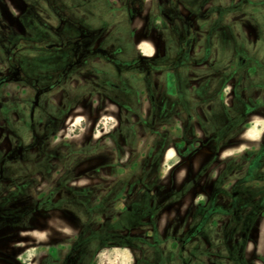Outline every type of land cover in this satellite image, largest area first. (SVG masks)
I'll return each mask as SVG.
<instances>
[{"label":"rangeland","instance_id":"374dc122","mask_svg":"<svg viewBox=\"0 0 264 264\" xmlns=\"http://www.w3.org/2000/svg\"><path fill=\"white\" fill-rule=\"evenodd\" d=\"M52 1L0 0V77L8 71L7 63L17 61L40 86L51 89L36 105L30 84L8 81L0 85V159L5 154L22 157L10 164L0 179V264H58L61 251L70 248L66 240L79 236L80 220L85 222L83 210L36 211L35 187L43 188L49 176L54 179L60 175L59 170L49 173L46 162L39 170L38 158L67 165V170L61 171H67L68 181L78 178V185L95 184L97 179L82 177L86 169L92 173L98 166L106 179L120 176L116 184L119 190L122 186H142L137 179L141 168L130 171L140 165L146 166V186L152 191H163L162 186L179 187L183 181L190 187L186 197L162 215L159 209H150L142 222L127 211L118 224L105 225L106 231H115L120 244L145 248L149 243L141 242L140 236L156 232L152 228L158 217L160 233L172 237L182 234L185 226L190 234L197 218L206 217L200 223V239L206 245L212 243V254L220 256L231 250L235 261L228 264H264V181L256 176V167L245 165L264 133V0H134V19L126 13L129 0H66L63 13L69 22L64 26L65 34L77 37L75 22L91 27L96 32L81 43L89 49L99 46L106 53L88 56L79 66L89 67L86 77L68 76L59 82V65L52 71L42 65L37 73L33 59L38 54L32 46L35 41L42 47L59 41L47 29L58 24L51 12ZM17 39H24V48L21 43L10 58L11 45ZM1 41L8 43V48L1 46ZM51 52L54 57L66 58L69 50ZM138 55L149 60L140 61ZM148 77L156 88L157 110L152 114L144 92ZM170 91L184 92L185 98ZM238 124L249 126L243 136H236ZM114 129L115 134H110ZM231 137H244L247 143L224 148ZM52 138H56L55 146ZM197 138L200 144L195 142ZM87 139L91 143L103 141L104 148H85ZM166 142L173 144L159 166L154 145L158 151ZM203 144L224 149L216 156L206 148L199 152ZM246 145L250 147L247 155L243 150ZM86 157L90 160L84 163ZM263 163L264 157L262 161L259 157V165ZM246 170L249 173L241 177ZM247 179L251 187L260 185L249 197V216L255 210L259 213L249 220L243 250L236 246L228 249L224 241L234 243L240 227L233 218L228 224L213 222L215 216L208 214L209 197L218 191V200L226 204L218 208L216 216L227 218L222 212H227L234 192ZM169 196L168 200L160 194L153 198L165 204L173 199ZM49 236L54 239L51 243L38 242ZM174 242L178 243L177 239ZM97 243L87 245L85 264H89ZM103 252L94 262L127 261L120 257L123 253L118 247L105 253L107 257ZM215 264H224V260L217 259Z\"/></svg>","mask_w":264,"mask_h":264},{"label":"flooded vegetation","instance_id":"af4514ba","mask_svg":"<svg viewBox=\"0 0 264 264\" xmlns=\"http://www.w3.org/2000/svg\"><path fill=\"white\" fill-rule=\"evenodd\" d=\"M64 1V3H62ZM66 0H53L52 1V9L51 12L55 17L58 18V24L55 26H47V29L51 32H53L57 37L59 41L50 42L49 45L46 47L41 46L40 41H35L33 47L38 49V54L34 56V60L36 62V70L37 73L41 72L42 65L48 66V71L53 70V66L59 65L61 68L59 69V72L57 74L56 82H59L60 79L65 77H71L75 76L76 78H82L85 75L90 74L89 67H79L83 62L87 61L88 56H98L99 54H105V49H101L99 46H92L91 49L88 47H85L81 40L85 37H89V35L94 34L96 31L95 29H91V27H86L84 25H81V23L75 22V27L78 31L77 37H72L68 34H65L64 32V26L69 22L67 19V15H65L64 9L66 8L67 4L65 3ZM134 0H129L126 5V13L130 19H134L136 17V12L134 9ZM63 5H62V4ZM0 17H2L0 13ZM22 43V48H24V39H17L13 44L11 45L13 50L11 51V54L9 55L10 58H13L16 51L19 49V45ZM1 46H4L8 48V43L1 41ZM38 46V48H37ZM63 51V50H69L68 57H54L55 54H53L51 51ZM102 50V51H101ZM42 51H48L47 53H43ZM67 55V54H66ZM138 59L140 61H148L149 58H145L142 55H138ZM7 59V58H6ZM61 60L62 62H59ZM111 61L115 63V58L112 57ZM62 64V65H61ZM7 69L8 71L4 73L0 77V85L3 83H6L8 81H16V82H22V83H28L32 86L34 90V98H35V104L39 102L38 98L45 94L50 93L51 89L50 87H42L40 86L38 79L33 77L26 69L23 67L24 65L20 62H13L11 64L7 63ZM34 65V66H35ZM47 70V69H46ZM75 72V74H71L72 72ZM115 87H118V85ZM155 85L153 83V80L151 77H148L146 79L144 92L148 97L149 103H150V112L151 114L157 110V99L155 96ZM171 95H176L179 98H185L184 92H169ZM220 99H223V95L220 94ZM185 102H181V104H184ZM226 106L228 107V104L225 102ZM193 108V107H192ZM194 109V108H193ZM238 127H240V124H238ZM240 129V130H239ZM249 129V126L240 127L238 128V135L243 136L246 131ZM116 129L110 132V134H115ZM264 133H262L261 138H259V143L256 147H254L253 152L251 153V158L247 157L246 166L247 167H256L255 173L257 177H260V182L262 183L264 181V163L262 165H259V157L260 161H262V158L264 157ZM113 136V135H111ZM199 137V135H197ZM37 138V137H35ZM231 141L229 143L223 144L224 148L236 146V145H243L247 143V139L244 137L237 138V137H231ZM113 140L115 141V137H113ZM235 140V141H234ZM56 138H52L51 144L56 143ZM197 144L201 143V140L197 138L195 140ZM39 139L37 140V145H39ZM115 144V143H114ZM173 144V143H172ZM171 143L166 142L162 143L160 145V149L157 147L158 145H154L155 152L154 157H159V161H157V165H161V159H165L167 156V153L169 152L170 147L172 146ZM85 148H96V149H103L104 143L103 141H97V143H91L88 139L86 140V143L83 145ZM202 147L199 149V152L206 148L209 152V154L217 155L222 151L224 148H213L211 146H208L206 144L201 145ZM250 147L246 145L245 149V155L248 154V150ZM153 153V150H152ZM21 156L11 157L8 154H5L0 159V179L3 178V173L6 170V168L13 163L21 161ZM90 160L89 157L84 158V163ZM190 162L192 161V158L189 159ZM46 162L49 168V173L56 174V171H60V175L58 177H54L52 179L51 176L46 180V186L45 187H35L34 189V199L36 200V211H38L40 208L51 211V210H66L68 212H77V210H83L85 222L82 223L80 220L79 228H80V235L71 236L68 238L67 243L70 245V248L68 250L61 251L62 261L58 260L56 263L58 264H76L80 262L81 264H85V259L88 258V253L86 247L87 245H90L95 240L98 242L95 250L92 251V254L89 255L91 257L89 264H98L94 262V258L100 254V252H103L102 250L105 248L108 249L104 253V257H107L105 253L112 252V249L119 248L123 255L120 253V257H124L125 264H215L217 262V259H223L224 264L231 263L235 261V259L232 257L233 253L231 250L226 252L225 254L215 255L210 252L212 243L207 244L204 243L200 239L201 236V228L200 223H203L206 219L204 217L203 219L196 220L194 230L188 234L187 232L190 230L186 226L182 229V234L178 235H162L159 231V217L156 218V226L152 228V230H156L154 234L150 235H142L140 236V241L149 243L146 245L145 248L141 246L133 247L132 245L127 244H120L119 241L116 240L115 237V231L112 229H109L106 231L105 225L111 224L112 226L118 224V221L120 217L125 212L132 213L135 218H141L142 222H144L145 214L150 209H159V215H162L168 207L175 204L177 201H180L181 199H184L188 192L190 191V187L184 185V181L182 182V185L179 187H165L162 186L163 191H152L153 188L146 186V180L149 177L148 173H145V167L136 165V167H133L130 169V171H137L139 168H141V175H138L137 179L140 181V184L142 186L133 187L131 189L130 186H122L121 190L117 189V182L120 179V176L118 175L116 179H106V176L104 175V170L99 168L98 166L95 168V172L90 173L88 169L85 170V174L82 178L85 179H97V182L95 184H77L78 178L68 179V173L67 171H61L62 169L67 170V165H62L59 162L49 159L47 161L43 160L42 158H38L35 163L37 165V168L40 170V166L43 165V163ZM115 164L110 163L109 166H112ZM118 165V163L116 164ZM260 166V169L258 168ZM105 167V165H102ZM263 167V168H262ZM249 172L246 170L244 171V174L241 175V177H245ZM250 173H253V170L250 171ZM109 176H107L108 178ZM162 176L159 175L158 179H161ZM107 183V184H106ZM243 183V182H241ZM241 189L234 192V195L232 199L234 200L229 204L227 212H222V215L228 216L227 218L224 217L220 219L217 217L216 212L218 208H221L224 203L223 201L218 200V191H214L209 197L210 199V209L208 213V209H206L205 213H208L210 216H215L213 218V222H217L223 220L228 224L231 222V218L234 219L235 225H238L240 227V234L238 236V239H235L234 243L229 239V241H224L227 245L228 249H231L233 246L239 247L243 250L244 242L247 239L246 231L248 230V223L249 220L252 219V216H254V213H259L258 210H255L254 213H252L251 217L249 216L248 211V204L249 200L252 196L251 193H254V190H259L260 185L258 188H255L254 186L251 187L249 184V180H245ZM20 185L17 184L16 188H19ZM238 186V185H237ZM222 193H224L222 191ZM159 194L161 198H164V200H168L170 194L173 195V199L170 202H166L163 204L157 203L154 198L157 199L159 197ZM164 196V197H163ZM154 197V198H153ZM122 204L126 205V207H122ZM155 206H159V208H156ZM88 222V223H87ZM87 223V224H86ZM94 225H97L98 227L94 228ZM215 226H217V223H214ZM101 228L104 230V233L101 231ZM114 228V227H113ZM136 228V227H134ZM218 232L217 230H215ZM187 234V235H185ZM220 234V233H219ZM185 235V236H184ZM132 237V235H129ZM137 236V235H133ZM217 236V234H215ZM222 235H220V238ZM139 238V237H138ZM219 238L215 237V241ZM175 239H177L178 243L175 244ZM54 240L52 237H48V239L45 240H38L40 244H46L47 242L51 243ZM204 240V239H203ZM210 239V242H214ZM239 241H241L239 245ZM203 242V245H202ZM192 246H190V244ZM207 249L202 250V249ZM213 247V246H212ZM215 247V245H214ZM139 248V249H138ZM210 248V249H209ZM205 251V254L202 255V252ZM207 252V253H206ZM77 258V259H74ZM78 258H81L78 260ZM78 260V262H77ZM119 260H121L119 258ZM241 260H243V257H241ZM121 261V262H124ZM88 264V263H87ZM121 264V263H120ZM250 264V263H245Z\"/></svg>","mask_w":264,"mask_h":264}]
</instances>
